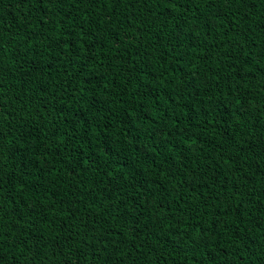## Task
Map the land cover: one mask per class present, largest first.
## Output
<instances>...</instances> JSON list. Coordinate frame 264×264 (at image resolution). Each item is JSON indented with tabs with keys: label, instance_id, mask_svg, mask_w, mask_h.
<instances>
[{
	"label": "trees",
	"instance_id": "1",
	"mask_svg": "<svg viewBox=\"0 0 264 264\" xmlns=\"http://www.w3.org/2000/svg\"><path fill=\"white\" fill-rule=\"evenodd\" d=\"M0 264H264V0H0Z\"/></svg>",
	"mask_w": 264,
	"mask_h": 264
}]
</instances>
